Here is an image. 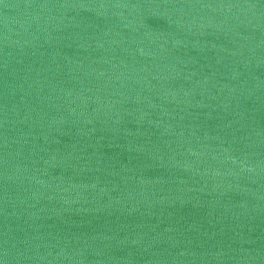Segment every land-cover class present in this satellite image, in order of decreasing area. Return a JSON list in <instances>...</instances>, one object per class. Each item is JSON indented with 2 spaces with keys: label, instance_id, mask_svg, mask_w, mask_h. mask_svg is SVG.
<instances>
[{
  "label": "water",
  "instance_id": "water-1",
  "mask_svg": "<svg viewBox=\"0 0 264 264\" xmlns=\"http://www.w3.org/2000/svg\"><path fill=\"white\" fill-rule=\"evenodd\" d=\"M0 264H264V0H0Z\"/></svg>",
  "mask_w": 264,
  "mask_h": 264
}]
</instances>
